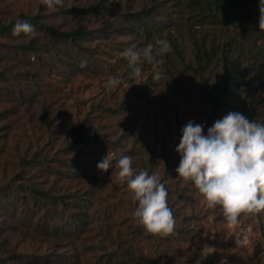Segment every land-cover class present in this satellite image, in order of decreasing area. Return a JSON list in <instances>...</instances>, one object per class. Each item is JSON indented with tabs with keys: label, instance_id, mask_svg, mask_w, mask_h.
<instances>
[{
	"label": "rangeland",
	"instance_id": "rangeland-1",
	"mask_svg": "<svg viewBox=\"0 0 264 264\" xmlns=\"http://www.w3.org/2000/svg\"><path fill=\"white\" fill-rule=\"evenodd\" d=\"M97 1L63 0V6L48 9L40 0H0V24L16 21L20 16L39 14L42 21L62 30H96L113 22L112 15L139 11L155 2L163 5L168 0H107L110 14L67 16L59 12V8L84 9L96 5ZM253 18L258 23L259 13ZM177 21L180 25L177 31L184 34L186 22ZM31 37L35 36L0 38L2 44L10 46L0 49V187L11 184L17 175L25 173L27 168H23L21 160L42 155L51 160L46 166L55 165L61 172L56 178V187L93 192L89 204L81 208L87 211L88 226L77 233L78 245L88 263H92L95 253L104 255L115 251L116 242L121 241L120 250L131 249L134 255L151 259L150 264H264V212L254 216L241 214L238 223L229 226L219 206L208 208L194 184L177 176L175 169L180 156L175 149L183 126L189 121L202 124L206 135L214 123L202 101L200 82L187 76L190 79L186 80L187 92L181 94L171 80L167 69L180 65V60H166L164 56L159 80L153 79V66L144 62L140 65L142 77L133 79L132 69L122 53L129 47H136L134 40L101 34L100 39L84 44L90 47L88 60L92 68L99 71L73 74L65 64L52 59L51 54L43 56L49 61L40 66L29 52L13 49L16 43H27ZM185 45L187 48L182 56L188 61L190 53L188 44ZM67 53L72 62L79 61L77 53ZM61 57L69 59L64 54ZM110 76L123 83L106 87ZM256 77L261 86L256 96L260 101L256 113L260 116L249 119L264 123V69ZM189 84L195 90L189 89ZM246 101L248 113L252 105ZM45 107L48 117L53 118L55 135L47 132L42 124ZM231 109L232 112L240 111V104L234 101ZM88 116L93 121L88 131L98 127L100 139L117 145L105 143L84 147L72 144V129ZM108 152L117 158L120 155L132 157L137 174L147 170L150 175L157 174L161 181L166 180L168 205L175 219L173 234H149L133 218L138 202L132 199L126 182L117 179L116 160L112 161L108 172H100L97 167L90 169L88 162L96 159L99 163ZM166 162L171 169L164 179ZM45 171L41 168L25 173L23 185L42 180ZM16 196L8 192L7 199H3L0 221H10L13 205L5 203L14 201ZM76 212L72 208L58 210L55 218L62 229L70 222L66 218L69 213ZM10 245L17 255H22V264H44V257L51 251L47 243L23 239L19 233L10 236ZM57 252L69 255L68 248ZM86 258H82L84 264Z\"/></svg>",
	"mask_w": 264,
	"mask_h": 264
},
{
	"label": "trees",
	"instance_id": "trees-1",
	"mask_svg": "<svg viewBox=\"0 0 264 264\" xmlns=\"http://www.w3.org/2000/svg\"><path fill=\"white\" fill-rule=\"evenodd\" d=\"M258 6L259 0H168L163 5L155 2L151 7H144L139 11L112 15L113 22L96 30L85 28L62 30L58 26L42 21L39 14L24 15L18 19L26 20L33 26L34 34L28 35L35 37L29 38L27 43H16L13 49L18 52H29L36 58V63H41L40 66L49 61L43 59V56L51 54L52 59L65 64L64 66L73 74L89 72L95 74L99 69L92 68L91 61L88 60L91 50L84 44L100 39L101 34L132 38L137 49L154 42V38L167 39L172 51L165 56V59L180 60V65H172L167 72L181 94H186L187 76H191L192 79L200 82L202 101L214 118V122L232 112L231 104L234 101L240 104L241 110L238 112H242L248 118H255L260 116L256 113L260 104L256 96L261 88L256 74L264 69V32L259 31L258 23L253 18L255 13H259ZM110 8L107 0H98L96 5H89L84 9L59 8V12L67 16L85 13L86 15L110 14ZM177 19H182L187 24L183 30L184 34L177 31L180 29ZM16 21L0 24V38L27 36L23 33L19 36L12 34ZM185 43L188 44L190 53L188 61L182 56L187 48ZM5 47L10 46L0 42V49ZM68 51L77 53L80 57L79 61L72 62ZM63 54L69 59H63L61 57ZM82 61L86 62L85 67H81ZM189 89L195 90V87L189 84ZM242 96L244 99H241ZM246 100L252 105L248 113L245 110ZM44 110L42 124L47 132L55 135L53 118L48 117L49 112L46 107ZM90 118L85 117L72 129V144L84 147L106 145L105 143L117 145V143H109L108 139H100L98 127L89 132L87 127L93 123ZM121 138L117 141L119 142ZM66 150H69V147ZM92 160L88 162V166L96 170L98 161ZM49 162L51 160L42 155L32 156L30 160H21L23 168H27L23 169L25 173L41 168L46 170L45 174L41 175L44 176L42 180L24 186L26 180L24 173L17 175L11 184L0 187V207L3 199H7L8 192L14 196L21 194L16 196L17 199L14 201L5 203L12 204L13 210L9 222L4 219L0 221V264L23 263L22 255H17L10 245V236L17 233L23 239H35L49 245L51 251L44 257V264H84L82 258L84 256L86 258V255L78 245L77 233H81L83 227L88 226L87 211H82L81 208L89 204L94 193L89 190L70 191L56 187V178L61 176V172L55 169V165L46 166ZM150 165H153L152 161ZM170 169V164L166 162L164 179L167 178ZM161 182L165 184L166 180ZM165 187L168 192L166 184ZM62 207L65 210L70 208L77 210L76 213H69L66 217L70 222L67 226L64 225L63 229L55 218ZM116 243L115 251L105 252L104 255L95 253L96 257H91L92 263H88L86 258L87 263L150 264L152 262L148 257L134 255L131 249L120 250L122 242ZM63 248H68L69 255L63 256L62 253L57 252Z\"/></svg>",
	"mask_w": 264,
	"mask_h": 264
},
{
	"label": "clouds",
	"instance_id": "clouds-1",
	"mask_svg": "<svg viewBox=\"0 0 264 264\" xmlns=\"http://www.w3.org/2000/svg\"><path fill=\"white\" fill-rule=\"evenodd\" d=\"M48 9L63 6V0H40ZM259 31L264 32V0H259ZM34 34L26 20H17L12 34ZM172 51L167 39L141 48L129 47L123 53L132 69L133 79L142 77V65L153 66L154 80L161 78L163 57ZM86 62H81L85 67ZM123 83L108 77L105 86L113 88ZM175 151L180 156L177 176L192 182L208 208L220 207L229 226L238 223L241 214L257 215L264 212V123L250 120L240 112H229L217 120L204 134V125L189 121L181 129V138ZM116 160L117 179L126 182L132 199L138 202L133 218L152 235L168 236L174 233L175 219L168 205V192L160 177L147 170L137 173L132 157L109 153L97 164L100 172H108Z\"/></svg>",
	"mask_w": 264,
	"mask_h": 264
}]
</instances>
